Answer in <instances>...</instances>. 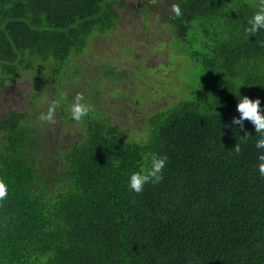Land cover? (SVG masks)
Here are the masks:
<instances>
[{"label": "trees", "instance_id": "trees-1", "mask_svg": "<svg viewBox=\"0 0 264 264\" xmlns=\"http://www.w3.org/2000/svg\"><path fill=\"white\" fill-rule=\"evenodd\" d=\"M123 3L0 0V91L30 69L55 95L60 115L52 124L80 132L55 146L43 126L51 122L39 119L46 112L0 116V179L8 185L0 202V264H264L259 134L250 120L243 128L232 123L239 94L259 98L264 111V30L253 37L244 31L264 0H162L198 81L189 93L170 66L154 72L156 90L149 76L138 92L137 85L134 93L113 85L111 108L126 114L121 97L128 100L131 125L143 119L139 137L117 128L106 111L103 85L129 81L103 68L104 57L98 86L88 85L87 94L83 70H69L95 35L116 28L122 17L113 5ZM78 94L94 109L81 122L70 113ZM150 153L167 157L163 180L129 190L128 176Z\"/></svg>", "mask_w": 264, "mask_h": 264}, {"label": "rangeland", "instance_id": "rangeland-1", "mask_svg": "<svg viewBox=\"0 0 264 264\" xmlns=\"http://www.w3.org/2000/svg\"><path fill=\"white\" fill-rule=\"evenodd\" d=\"M161 1L159 0V2L151 4L152 10L146 16L140 12V9L139 11L136 10L135 6L137 2L130 0V7L120 12L122 19L110 35L107 37H94L91 49L84 56H75L73 60L74 65L69 69L73 73L76 70V66L83 70L84 76L79 79L83 85L87 84L86 94L88 93V85L92 86L91 84H93L94 86H98L97 81L102 68L100 57H104L105 59L103 68L116 69L122 78L129 81V87L121 82L108 81L102 88L105 90L104 94L106 98L104 101L107 105L106 111L110 115L112 123L128 135H130L131 131H137V137L142 133L141 124H143V119L135 118L136 122L133 126L131 125L130 119L126 117L129 109L124 105L128 100L126 98L123 99V97H121V102L127 111L126 114L119 107L115 111L112 110L111 106L115 105V99L112 98L114 97L112 95V91L114 90L113 85L118 86L119 89L125 90L128 88L134 93L135 91L138 92V90L145 89L144 84H147L146 77L149 76L154 77L152 81H149L150 83L152 82L151 89L156 90V85L158 84L155 78L159 74L155 75L154 72L156 74L161 73L164 68L170 66L171 70L183 79V84L189 90V93L191 87L198 81L197 70L194 68L193 62L184 54L182 44L179 43L174 29L169 26L166 20L168 16L161 12ZM170 1L167 0L168 4ZM245 1L258 3L261 0ZM126 3L127 0H124V5ZM130 51L133 52L130 54ZM150 67L153 69H149ZM67 75L71 77L69 80L72 82L71 85L78 87V78L76 80L73 75L69 73ZM67 75H63V78ZM45 79L40 78L37 73L31 72L28 69L25 71L23 78L12 85L9 84L5 90L0 91V116L6 118L11 112L21 110H27L31 115L37 111L47 112L49 107L55 102V95L51 91L50 84ZM61 80L60 84L62 85L64 80ZM135 85H137V88L134 91ZM74 87L67 89L66 94L71 90L80 92L84 88V86L81 88ZM173 87L171 90L176 91V87ZM29 92L31 94L40 92V97L27 96ZM147 94L153 97L152 92L148 91ZM90 96H92V93ZM55 106L58 107L59 105L55 104ZM139 112L138 110L136 113ZM149 113L151 114V111ZM59 115L57 111L55 117ZM52 123L54 122L43 123V126L46 133L48 134L49 132L56 139L55 146L64 142H72L80 134L78 128L74 125L64 123L60 126ZM126 139L131 141L133 137Z\"/></svg>", "mask_w": 264, "mask_h": 264}, {"label": "clouds", "instance_id": "clouds-1", "mask_svg": "<svg viewBox=\"0 0 264 264\" xmlns=\"http://www.w3.org/2000/svg\"><path fill=\"white\" fill-rule=\"evenodd\" d=\"M172 11L178 18L182 15L181 7L178 4L172 6ZM261 30H264V3H261L253 14L247 18V27L244 29L245 34L248 36H255ZM237 96V95H236ZM238 105L237 111L240 113L239 117H233L232 123L244 127L243 122L250 120L255 125L256 133L259 138L255 142V146L259 152L258 171L261 176H264V111H261V100L259 98L253 100L249 96H237ZM84 97L80 94L76 95L70 108L71 119L76 122H81L89 115L94 109L84 103ZM56 114V106L53 103L46 113H41L39 119L45 122H54ZM247 137V136H246ZM146 143V141H145ZM236 153L241 151L240 144L234 148ZM167 163V157L158 153H150L144 156V163L140 165L138 171L132 172L127 179L128 188L131 191L140 193L143 191L144 186L151 183H159L163 180V170ZM8 195V185L0 179V202Z\"/></svg>", "mask_w": 264, "mask_h": 264}, {"label": "flooded vegetation", "instance_id": "flooded-vegetation-1", "mask_svg": "<svg viewBox=\"0 0 264 264\" xmlns=\"http://www.w3.org/2000/svg\"><path fill=\"white\" fill-rule=\"evenodd\" d=\"M129 1L130 0H127V3L125 5H124V3L123 4H119V5L118 4H114L113 5V8H114L113 10L121 12L124 9H128L130 7ZM135 1L137 2V5L135 6V8L138 11L140 9V12L143 11V10H144L143 12H147V11L150 12L152 10L151 4H153L155 2H159V0H135ZM97 36L102 37L100 35H95L94 37H97ZM132 121H135V120H132Z\"/></svg>", "mask_w": 264, "mask_h": 264}]
</instances>
